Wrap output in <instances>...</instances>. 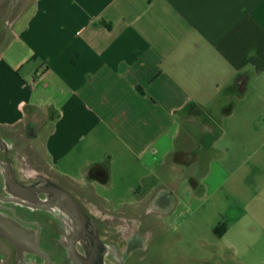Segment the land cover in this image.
Returning <instances> with one entry per match:
<instances>
[{"label": "crops", "instance_id": "obj_1", "mask_svg": "<svg viewBox=\"0 0 264 264\" xmlns=\"http://www.w3.org/2000/svg\"><path fill=\"white\" fill-rule=\"evenodd\" d=\"M4 38L0 135L34 130L48 174L95 206L174 188L192 211L260 167L264 0H33Z\"/></svg>", "mask_w": 264, "mask_h": 264}, {"label": "flooded vegetation", "instance_id": "obj_2", "mask_svg": "<svg viewBox=\"0 0 264 264\" xmlns=\"http://www.w3.org/2000/svg\"><path fill=\"white\" fill-rule=\"evenodd\" d=\"M16 3L17 0H12L3 13L1 9L4 6H0V45L5 37L4 30H10L13 21L19 15L18 13L11 17ZM5 135L4 142H0V218L7 230L16 232L20 228V232L17 233L19 238L28 242L36 240L39 248L20 252L13 242L0 235V241H5L12 249L13 256L8 264H75L69 255V247H71L69 238L74 230L81 229V226L73 223L66 214L57 215L54 212L36 209L32 200L21 199L16 182L25 186L40 187L54 182L65 189L88 216L102 241L104 247L102 264H145V261L151 257H160L165 253L169 255L170 251L175 250L182 233L170 238L171 228L167 225L164 232H159L155 238H152L146 223L147 220H151L161 229L163 222L175 221L180 207L177 190L158 189L151 194L137 191L133 195L139 200L147 198V201L137 203L136 206L127 208L125 212L116 211L111 207L100 208L83 196L70 192L42 169L30 165L27 157L22 156L19 159L20 163L17 162L15 147L11 148L8 141L11 135L9 133ZM35 196L41 200L46 199L43 193ZM220 224L214 230V234L219 238ZM88 248V241L76 245L78 255L87 260ZM19 253L22 256H19ZM3 259L4 254L0 251V264H4Z\"/></svg>", "mask_w": 264, "mask_h": 264}, {"label": "rangeland", "instance_id": "obj_3", "mask_svg": "<svg viewBox=\"0 0 264 264\" xmlns=\"http://www.w3.org/2000/svg\"><path fill=\"white\" fill-rule=\"evenodd\" d=\"M12 0H0L1 13ZM33 0H17L11 17L25 11ZM9 30L5 29L6 34ZM5 39V38H4ZM9 142L13 140L15 158L27 157V162L37 169L46 170L45 158L41 150L32 144L34 130L15 129L9 132ZM9 138V137H8ZM261 152H264L262 149ZM215 161L223 164L220 154L212 151L207 159L196 161L192 166L194 179H203L205 168ZM20 163V162H19ZM259 168L244 165L237 174L230 177L217 176L212 179V185L221 183L205 202L196 209L190 210L186 204V196L181 190L179 213L175 221L169 224V237L182 233L175 250L169 255L154 256L147 259L145 264H264V158L258 161ZM169 181L172 179L169 178ZM174 184L180 188L186 181L185 177L173 178ZM177 180V181H176ZM177 182V183H176ZM196 194H200L196 192ZM185 200V201H183ZM220 224L219 238L214 234ZM147 229L152 238L161 229L147 220ZM171 238V237H170ZM169 238V239H170ZM0 251L4 254L3 263L8 264L12 258V249L5 241H0Z\"/></svg>", "mask_w": 264, "mask_h": 264}, {"label": "water", "instance_id": "obj_4", "mask_svg": "<svg viewBox=\"0 0 264 264\" xmlns=\"http://www.w3.org/2000/svg\"><path fill=\"white\" fill-rule=\"evenodd\" d=\"M4 138L0 135V142L3 141ZM10 147H13V140L9 142ZM16 186L18 188V195L21 199H30L34 203V207L36 209H40L43 211L54 212L57 215L58 213L66 214L73 223H77L81 226V229L74 230L73 235L69 238L70 242V252L69 255L74 260L75 264H102L104 256H103V244L101 239L99 238L97 232L92 226V223L88 216L85 214L83 209L77 203V201L63 189L59 185L54 182H50L47 186H25L16 182ZM36 187V188H35ZM43 193L46 196L45 200H41L35 194ZM2 219L0 218V235L4 237L6 240H10L13 242L19 251L25 250H38L36 240L33 242H28L19 238L17 233L20 232L17 229L16 232L7 230L4 227V223H2ZM77 227V226H76ZM16 236V237H15ZM18 236V237H17ZM87 239V240H85ZM88 241L89 250L87 253V259L81 258L76 250V245H80V242ZM19 256L22 254L19 253Z\"/></svg>", "mask_w": 264, "mask_h": 264}]
</instances>
